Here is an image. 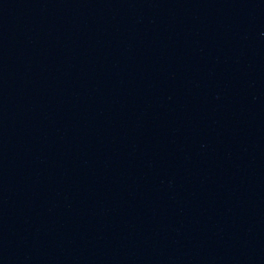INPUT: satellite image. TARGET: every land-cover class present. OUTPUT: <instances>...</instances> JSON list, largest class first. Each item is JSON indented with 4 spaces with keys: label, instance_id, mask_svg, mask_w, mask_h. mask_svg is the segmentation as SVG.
<instances>
[{
    "label": "water",
    "instance_id": "95a60500",
    "mask_svg": "<svg viewBox=\"0 0 264 264\" xmlns=\"http://www.w3.org/2000/svg\"><path fill=\"white\" fill-rule=\"evenodd\" d=\"M0 264H264V0H0Z\"/></svg>",
    "mask_w": 264,
    "mask_h": 264
}]
</instances>
